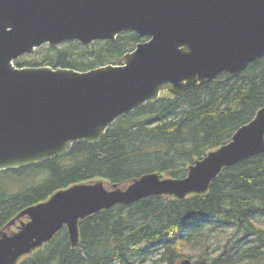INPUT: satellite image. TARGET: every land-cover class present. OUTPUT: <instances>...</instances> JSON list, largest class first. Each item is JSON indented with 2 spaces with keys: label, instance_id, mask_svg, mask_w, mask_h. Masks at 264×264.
Returning a JSON list of instances; mask_svg holds the SVG:
<instances>
[{
  "label": "water",
  "instance_id": "95a60500",
  "mask_svg": "<svg viewBox=\"0 0 264 264\" xmlns=\"http://www.w3.org/2000/svg\"><path fill=\"white\" fill-rule=\"evenodd\" d=\"M124 31L148 37L122 64L87 71L17 67L36 48L89 45ZM264 55V0H0V171L46 161L74 142H97L119 117L161 93L182 96L221 73L236 75ZM264 151V107L182 178L145 173L125 186L74 184L31 205L12 233H0V264H14L66 226L151 195L204 193L224 167ZM179 264H191L188 259Z\"/></svg>",
  "mask_w": 264,
  "mask_h": 264
},
{
  "label": "trees",
  "instance_id": "16d2710c",
  "mask_svg": "<svg viewBox=\"0 0 264 264\" xmlns=\"http://www.w3.org/2000/svg\"><path fill=\"white\" fill-rule=\"evenodd\" d=\"M147 38L124 31L89 45L75 40L45 44L14 64L79 71L119 65ZM262 107L264 55L238 74L221 73L182 96L161 93L119 117L97 142L77 141L63 155L0 171V233H12L26 221L19 215L27 207L74 184L125 186L151 172L182 178ZM258 216H264V151L222 168L204 193L151 195L92 213L79 220L75 247L64 226L16 264H179L188 241L218 226L235 228L237 243L248 242L231 245L216 257L200 256L193 264H264V228Z\"/></svg>",
  "mask_w": 264,
  "mask_h": 264
},
{
  "label": "rangeland",
  "instance_id": "374dc122",
  "mask_svg": "<svg viewBox=\"0 0 264 264\" xmlns=\"http://www.w3.org/2000/svg\"><path fill=\"white\" fill-rule=\"evenodd\" d=\"M28 54H24L19 57L20 60L29 59L30 56ZM32 56V55H31ZM163 95H172L173 93L170 91H165L162 93ZM164 178V175H160ZM95 182V181H94ZM107 185V183L104 182ZM260 227L264 228V216H258L256 218ZM239 234L236 232V229L233 227L224 228L218 226L211 231H206L205 234L199 235L198 239L194 241L191 239L186 243V246L183 248V255L180 257L179 261L188 259L191 264L194 263L200 256L209 259L210 257L218 256L223 250L230 249L231 245L236 244L239 241ZM242 242H248L247 239L241 240L236 246L241 245ZM250 243H247L249 246ZM21 258V257H20ZM15 262L14 264H16ZM244 264V263H240Z\"/></svg>",
  "mask_w": 264,
  "mask_h": 264
}]
</instances>
